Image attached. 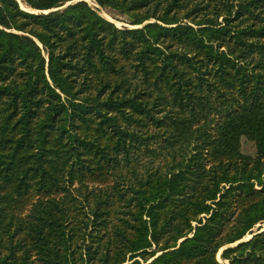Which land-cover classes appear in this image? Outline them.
Masks as SVG:
<instances>
[{
  "label": "trees",
  "instance_id": "16d2710c",
  "mask_svg": "<svg viewBox=\"0 0 264 264\" xmlns=\"http://www.w3.org/2000/svg\"><path fill=\"white\" fill-rule=\"evenodd\" d=\"M71 1L0 0V264H264V0Z\"/></svg>",
  "mask_w": 264,
  "mask_h": 264
},
{
  "label": "rangeland",
  "instance_id": "374dc122",
  "mask_svg": "<svg viewBox=\"0 0 264 264\" xmlns=\"http://www.w3.org/2000/svg\"><path fill=\"white\" fill-rule=\"evenodd\" d=\"M21 6L22 9L24 10H27L29 11L27 8H25V6L23 5V3L21 2V0H17ZM78 1H81V0H73L71 2H69L67 5L71 4V3H75V2H78ZM86 1L91 7L97 9L98 11V14L100 16H102L103 18L107 19L108 21H110L111 23H114L118 28H122V27H128L130 28L129 25L123 23L124 19L122 18H119V17H116V15L114 13H112L109 9H101L99 8L95 2H93V0H84ZM111 18V19H110ZM112 20V21H111ZM114 20V21H113ZM119 20V21H118ZM116 21V22H115ZM240 150H241V154L243 156H248V157H252L254 158L256 156V153H257V147H256V143L252 140H249L247 139L246 137H242L240 139ZM148 158L146 157H142L141 159H139V161L137 162L138 164V168H143L142 166L144 165H147L148 163ZM153 165V164H152ZM155 165V164H154ZM259 228H262V230L264 229V223L263 224H258L256 225L252 232H256L257 229ZM248 236V235H247ZM246 236V237H247ZM252 236V235H251ZM250 239L247 238L246 240ZM246 240H242V241H246ZM241 242V241H240ZM235 246V245H234ZM226 248V247H225ZM225 248L221 249L219 251V253L217 254V260L221 263V264H228L227 261H223L221 258H220V255L222 253V250H224Z\"/></svg>",
  "mask_w": 264,
  "mask_h": 264
},
{
  "label": "bare ground",
  "instance_id": "6f19581e",
  "mask_svg": "<svg viewBox=\"0 0 264 264\" xmlns=\"http://www.w3.org/2000/svg\"><path fill=\"white\" fill-rule=\"evenodd\" d=\"M111 19V18H110ZM112 21V20H111ZM114 21V20H113ZM116 22V21H115ZM250 236L248 235L247 237L244 238V240H246L247 238H249ZM235 244H233L232 246H234Z\"/></svg>",
  "mask_w": 264,
  "mask_h": 264
},
{
  "label": "water",
  "instance_id": "95a60500",
  "mask_svg": "<svg viewBox=\"0 0 264 264\" xmlns=\"http://www.w3.org/2000/svg\"><path fill=\"white\" fill-rule=\"evenodd\" d=\"M263 230H264V229H263ZM263 230H261V231H263ZM261 231H260V232H261ZM251 237H252V236H250V238H251ZM237 243H239V242H237ZM237 243H236V244H237ZM236 244H235V245H236Z\"/></svg>",
  "mask_w": 264,
  "mask_h": 264
}]
</instances>
